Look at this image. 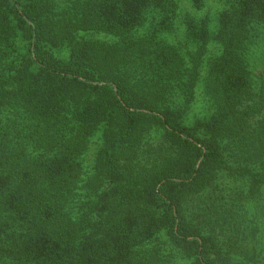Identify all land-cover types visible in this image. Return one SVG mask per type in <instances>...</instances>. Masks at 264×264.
<instances>
[{
  "label": "trees",
  "instance_id": "obj_1",
  "mask_svg": "<svg viewBox=\"0 0 264 264\" xmlns=\"http://www.w3.org/2000/svg\"><path fill=\"white\" fill-rule=\"evenodd\" d=\"M179 1L0 0V264H264V0Z\"/></svg>",
  "mask_w": 264,
  "mask_h": 264
},
{
  "label": "rangeland",
  "instance_id": "obj_2",
  "mask_svg": "<svg viewBox=\"0 0 264 264\" xmlns=\"http://www.w3.org/2000/svg\"><path fill=\"white\" fill-rule=\"evenodd\" d=\"M223 7V2L221 0H206L203 5L198 8L189 0H180L175 11V29L169 35L170 40L178 41L183 40L184 31L186 23L189 20H193L199 16H207L210 19H214L217 12ZM250 68L252 71V76L254 77L255 87H262L264 84V28L261 29L260 36L256 43H254L251 53L249 55ZM264 93V90L263 92ZM207 103L204 101L202 96L199 95L197 99L192 103L188 118L194 120L195 116H201L207 111ZM93 149L94 144L85 154V165L89 169L93 162ZM263 230L258 234V242L260 247L264 246V225H262Z\"/></svg>",
  "mask_w": 264,
  "mask_h": 264
}]
</instances>
